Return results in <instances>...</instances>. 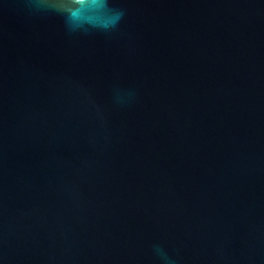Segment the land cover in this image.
<instances>
[{
  "label": "water",
  "instance_id": "water-1",
  "mask_svg": "<svg viewBox=\"0 0 264 264\" xmlns=\"http://www.w3.org/2000/svg\"><path fill=\"white\" fill-rule=\"evenodd\" d=\"M0 264H264V0H0Z\"/></svg>",
  "mask_w": 264,
  "mask_h": 264
}]
</instances>
